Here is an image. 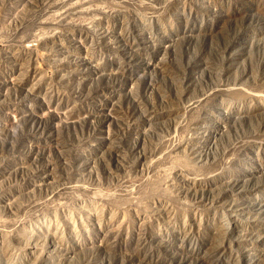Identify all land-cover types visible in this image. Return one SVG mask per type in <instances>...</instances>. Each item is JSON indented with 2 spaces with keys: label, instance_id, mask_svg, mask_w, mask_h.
Instances as JSON below:
<instances>
[{
  "label": "rangeland",
  "instance_id": "rangeland-1",
  "mask_svg": "<svg viewBox=\"0 0 264 264\" xmlns=\"http://www.w3.org/2000/svg\"><path fill=\"white\" fill-rule=\"evenodd\" d=\"M0 264H264V0H0Z\"/></svg>",
  "mask_w": 264,
  "mask_h": 264
}]
</instances>
